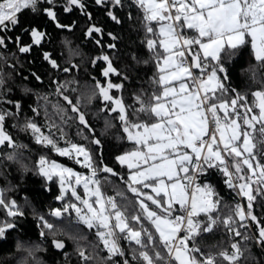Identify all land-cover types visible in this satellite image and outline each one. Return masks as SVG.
Wrapping results in <instances>:
<instances>
[{
	"label": "snow or ice",
	"instance_id": "snow-or-ice-1",
	"mask_svg": "<svg viewBox=\"0 0 264 264\" xmlns=\"http://www.w3.org/2000/svg\"><path fill=\"white\" fill-rule=\"evenodd\" d=\"M92 4L116 24L127 23L128 46L135 48L139 41L147 58L130 51L124 55L131 63L116 67L117 42L124 36L108 31L105 43V31L89 11L88 0H0V66L11 69L0 71V264H61L59 259L45 260L41 253L71 264L69 241L78 264H261L264 219L256 210L264 215V0ZM73 12L84 18L85 37L100 47L89 62L104 80L89 72L90 86L85 82L80 87L70 75L81 68L71 56L62 63L43 49L44 38L51 39L48 26L61 33L75 30L77 20L61 21V13ZM62 43L71 55H81L78 47L71 48L72 41L65 38ZM33 46L43 71L30 70L36 88L22 91L43 104H28L33 113L28 116L11 85L23 67L17 53L31 54ZM242 58H247V67L240 69L241 75L250 72L251 82L260 85L250 92L251 100L232 80ZM149 64L154 71L142 81L137 68ZM96 100L99 106L91 114L103 120L99 134L86 111ZM41 110L42 125L36 119ZM73 127L83 143L69 139L66 129ZM19 133L30 142L20 140ZM106 141L116 148L112 164L105 162ZM33 152L34 161L29 155ZM51 153L73 160L87 175L58 164ZM29 173L45 191L58 183L52 196L58 203L48 206L47 215L30 204L26 211L9 195L21 190ZM74 185H82L83 195ZM105 186L112 187L114 195L106 196ZM29 215L36 240L21 238L32 227ZM85 228L95 230L103 249L87 240ZM217 230L227 235L228 247L205 251L204 240ZM253 245L261 256L252 252Z\"/></svg>",
	"mask_w": 264,
	"mask_h": 264
},
{
	"label": "trees",
	"instance_id": "trees-1",
	"mask_svg": "<svg viewBox=\"0 0 264 264\" xmlns=\"http://www.w3.org/2000/svg\"><path fill=\"white\" fill-rule=\"evenodd\" d=\"M89 4V11L92 12L94 20L97 22L99 26H101L105 31L104 41L105 43L109 42L110 38L106 35L108 31L113 32L117 36H124V41L120 42L118 41V45L120 47V52L117 54V56L114 58V64L116 67L123 69L125 63H131L130 57L124 55V53L130 52V51H138L141 53L145 58H147V51L146 49L139 44V41H137L135 48H130L128 46V26L127 23H125L123 26L116 24L113 22L103 10H101L99 7H96L92 4V0H88ZM133 17L137 15L135 9L132 10ZM116 14L121 17V19H124L125 14L123 12H120L119 10L116 11ZM77 20V25L75 30L72 33H68L67 31L61 33L59 30H55L52 26H48L46 31L51 34V39L49 40L48 37H45L42 41L43 49L46 51H49L54 57L57 59H60L61 62L71 56V59L73 62L78 63L81 65V68L78 73L73 70V72L70 75H75L76 78L80 81V87L84 85L85 82L91 85V80L88 75L89 72H91L92 75H95L98 79L104 80V78L99 73V68H93L90 64V58L96 56L100 52V47L95 44L94 41H92L90 38L85 37L84 35V18L79 15L78 12H73L71 14H65L61 13V21L63 23H70L71 20ZM142 35V33H141ZM67 38L68 40L72 41L71 48L76 49L79 48L81 55H71L68 49L65 48L64 44L62 43V40ZM135 38V37H133ZM25 40L30 41V37H24ZM105 51H109L108 49H104ZM40 55L39 52L36 50V46H33V50L31 54H21L17 53V56L19 57L20 64L23 66L21 68V76H29L28 80L21 79V76H16L14 81L12 82V87L14 89V97L15 98H22L23 102L25 104V114L28 116H32L33 113L30 111V109L27 108L28 104H32L33 106H36L37 103L43 104V101L37 102L36 96L33 94H25L24 91H22L23 88H36L35 82L32 80L30 76V70L39 69L40 71H43L42 68H40L39 61L37 57ZM29 60H35L36 62L29 65ZM15 63V61H12ZM102 63V62H101ZM247 67V58H242L240 60H237L235 68L233 69V75L232 80L233 83L236 85L237 88H240L241 90H246L249 92V99L251 100L252 97L250 96V92L254 89H257L260 87L259 84H253L251 80L249 79L250 72H244L243 75L240 73V69ZM87 70V71H86ZM0 71L8 72L11 71V69H8L5 66H0ZM137 71L142 74L141 80L146 81L149 76L152 75V72L154 71L153 64H149L148 66L140 65L137 68ZM112 79L115 80V77L113 76ZM46 83V82H45ZM140 86V85H138ZM143 87H148L147 83L143 84ZM37 91H44V88H37ZM126 102L131 103V100L126 97ZM100 101L96 100L94 102L93 106H90V111H88V119L93 124L94 127L97 129V134H99L101 128L103 127V120L102 119H93L92 112H95L96 107L99 106ZM49 112L51 114V109H49ZM37 122L39 124H43L44 117H43V111L41 110V115L36 117ZM52 119L57 120V117L52 114ZM10 131H13L14 137L17 136V133L9 129ZM42 131L47 133V128H42ZM66 131L69 133V139H71L74 142L83 143L82 140H80L79 137L76 136L75 127L71 129H66ZM19 139L29 143L28 137L25 136L23 133L18 134ZM61 145L63 146V142H61ZM33 149L39 150L38 146H36L34 143L31 144ZM123 147V146H121ZM116 151V148L114 146V142L106 141L105 143V149H104V155H105V162L112 164V153ZM33 161L36 159V153H30ZM51 159H54L57 162H61L63 164L69 165L74 167L75 169L81 171V172H87L86 169L82 168L80 165L75 164L73 160H69L68 157L60 156L56 153H51ZM0 184H2V181H0ZM51 192L45 191L43 187H41L40 180L37 177L31 176V173L28 174V181L26 184L22 185V188L19 192H12L9 193V195L15 196L18 201L21 203L22 206H25L26 211H30L27 207L28 204H30L36 211L43 212L45 215H47L48 206H56L58 202L54 201L52 199V196L58 192V183H52L50 184ZM114 188L123 191V188L118 185L114 184ZM219 190L221 192V195L225 196V199L227 200V191L224 189V186L221 184L219 185ZM102 192L107 195H114L113 188L105 186L102 188ZM130 197V194H128ZM25 198H27V204L25 202ZM117 199H119L117 197ZM246 203V202H245ZM129 204H131V200H129ZM178 207V205H176ZM256 214L258 216H261V219H264V215H262L259 211V209L256 210ZM50 220H53L54 223L60 224V221L55 220V218L49 217ZM66 223V222H65ZM28 224L32 225L30 228L27 236H22V239H28L29 237L33 240H36L38 237L36 235V230L33 225L32 217L31 215L28 216ZM254 230V229H253ZM85 235L87 236L88 241H95L98 244L99 249H103V245L99 244L97 241V238L94 235V229L90 233L89 230L86 228L83 229ZM223 238V244H221V239ZM84 243V241H82ZM123 244L124 242L121 241ZM205 251L211 250V251H217L219 247H228V240L227 235L223 232V230H217L214 235H208L206 239L204 240ZM216 247H212V246ZM126 246V245H125ZM50 252L54 253V250L51 248L49 249ZM67 251L72 253L71 256V264H78V256L73 252V245L69 241L67 243ZM230 250V249H229ZM252 252L257 255L261 256V253L259 250L255 247V245L252 246ZM106 251H101L100 255H105ZM45 260L53 261L55 259H59L61 261V264H64L63 258L56 255H46L41 253ZM95 264H100L99 261H96ZM261 264H264V259L261 260Z\"/></svg>",
	"mask_w": 264,
	"mask_h": 264
},
{
	"label": "rangeland",
	"instance_id": "rangeland-1",
	"mask_svg": "<svg viewBox=\"0 0 264 264\" xmlns=\"http://www.w3.org/2000/svg\"><path fill=\"white\" fill-rule=\"evenodd\" d=\"M64 157H66V156H64ZM56 162H57V161H56ZM57 163H58V164H62V165H64V166H66V167H70V168H72L75 172H79V173H83V174L87 175V172H81V171L75 169L74 167L69 166V165H66V164H63V163H61V162H57ZM71 180H72V182H73V184H74V180H75V178L72 177ZM74 186H76L77 189H78V192H79L81 195H83V187H82V185H74ZM90 187H91V186H90ZM94 199H95L94 197L89 196V201H90V202H93V203H94ZM85 211H86V209H85Z\"/></svg>",
	"mask_w": 264,
	"mask_h": 264
},
{
	"label": "built area",
	"instance_id": "built-area-1",
	"mask_svg": "<svg viewBox=\"0 0 264 264\" xmlns=\"http://www.w3.org/2000/svg\"><path fill=\"white\" fill-rule=\"evenodd\" d=\"M253 229H250V231H252Z\"/></svg>",
	"mask_w": 264,
	"mask_h": 264
}]
</instances>
